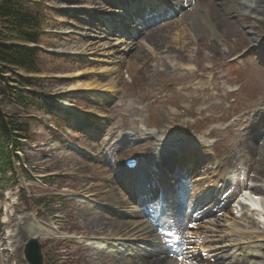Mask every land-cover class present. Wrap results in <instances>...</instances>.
<instances>
[{"label":"rangeland","instance_id":"1","mask_svg":"<svg viewBox=\"0 0 264 264\" xmlns=\"http://www.w3.org/2000/svg\"><path fill=\"white\" fill-rule=\"evenodd\" d=\"M152 1L155 2L153 6L161 10L151 16L152 23H174L168 46L178 49L175 42L179 39H186L188 46L182 51L175 49L165 53L160 50L155 57L150 49H144L141 41L139 47L148 55L144 60L132 57L133 52L123 50L121 46H116L112 54H109L110 49L105 51L108 54L105 59L110 58L107 67H119L122 81L110 95L106 118H91L84 122L60 106L68 105L85 112L100 108V102H96V97L101 99L98 95L81 90L76 92L72 87L90 82L92 77L87 72L99 68L103 62H98L102 56L94 59L71 54L74 46L87 39L108 44L110 39H123L122 35L126 38L137 27H142L133 23L126 24L127 29L125 23H118L117 13H102L101 9H93L92 4L130 7L128 3L141 6L143 0L49 1L50 25L42 47L49 56H43L40 61L43 72L35 74L14 69L22 77L37 79L32 91L37 92L42 107L37 102L26 108L18 104L13 95L9 102L3 103L4 108L12 113L21 109L20 115L30 122L33 140H20V148L14 149L13 168L0 177V264H27L23 250L28 238L24 230L30 214L56 232L45 239L39 238L45 263L105 264L106 260L98 258L87 245L90 239L97 237L96 231L78 216L79 204L84 202L82 205L92 206V201L106 195L101 188L103 178L97 177L87 163L85 170L79 168L80 163L89 159L95 163L92 155L97 154L89 144L92 139L100 147L97 153L103 152L108 163L113 165L123 166L126 160L139 154L155 157L150 167L156 170V174L160 172V177L168 176L167 168L171 167L176 155L181 153L176 159L181 158L182 151L173 150L177 142L163 152L155 150L151 153L150 146L149 150H139L142 144H147L150 134L157 139L183 136L186 140L207 144L206 151L212 164L205 172L201 170L204 160L194 159L189 171L192 179V182L189 180L192 184L189 204L197 195L194 193L196 185H199V193L207 189L218 177L214 171L216 165L230 160V169L226 173L229 183L219 192H223L228 200V211L220 216L233 212L240 219L246 215L255 221L260 232H264V212H257L242 200L250 188L264 185V181L255 177L259 153L264 149V56L250 42L252 35L262 36L264 40V16H255L241 8L232 9L231 0H178L176 8L169 0H163L162 5L159 0ZM119 7L115 10L125 13ZM145 10L140 9L138 18H142ZM87 26L92 33H87ZM103 32L117 34V37L105 39ZM11 84L16 85L14 81ZM24 90L32 92L27 88ZM56 115L62 119H57ZM94 122L102 123V126H95ZM95 127L102 133L91 136L90 129ZM142 128L146 131L141 132ZM125 134L130 139L123 142ZM178 143L181 144V139ZM161 171L167 173L161 174ZM246 183L248 186L244 189ZM81 185L88 188L96 185L100 195L93 197L91 194L95 191L88 193L84 191L86 188L84 192L80 191ZM21 191L25 197H20ZM170 196L172 205L179 207L177 200L172 198L173 194ZM180 207L183 212L184 206ZM237 207L244 208L242 212H236ZM193 210L191 206L189 214L195 217ZM187 211L189 205L183 212L185 217ZM195 230L186 229L185 235H178L184 245H181L182 251L173 257L176 264H202L197 239L186 235V231ZM168 240L170 242L171 238ZM260 244L264 246V243ZM221 250L226 252L229 247ZM221 250H213L211 254ZM106 252L115 254L113 249ZM258 255L264 261V250L258 251ZM252 261L254 259H248V263Z\"/></svg>","mask_w":264,"mask_h":264},{"label":"bare ground","instance_id":"2","mask_svg":"<svg viewBox=\"0 0 264 264\" xmlns=\"http://www.w3.org/2000/svg\"><path fill=\"white\" fill-rule=\"evenodd\" d=\"M169 1L171 6H175V8L179 2L178 0ZM231 1L230 4L232 9L241 8L250 11L255 16H264V0ZM143 2L147 5L145 6V9H149L151 5L155 4L152 0H143ZM158 3L160 5L164 4L163 0H159ZM128 4L130 6V3ZM92 5L93 9H101L102 13H118V23H125L124 25L127 27L126 24L129 23L127 20L128 18L126 19L124 17V13L115 10V8H118L119 6H106L100 3H93ZM141 8L142 6L138 5H134L133 7H119V9H123L126 13L130 11L128 15H130L131 18L138 17ZM127 9H129V11ZM174 10L176 11V9ZM146 16L147 15L145 14L141 16L142 18L136 19L142 21ZM172 25H174V23L160 22V24L148 25V23L145 22L142 27H137L138 29L134 31L137 32L136 37H132L133 34H128L130 38H124V35H122L123 39H120V37L110 39L111 42L108 44H100V40L94 42L92 39H87L86 41H83L81 45L74 46L71 53L73 55L74 53H78L87 56L88 58L94 57V59L95 57L102 56L101 61H98L103 62L101 66L99 68H92L90 72H87V74H91L92 80L90 82L80 83L76 87H72V90L76 92L81 90L88 94L91 93L93 96L98 95L101 99L96 97V102H100L98 103L100 104V108L97 109V111L85 112L78 109H72L68 105H62L60 107L64 110L67 109L70 112H73L75 117L80 118L83 122L88 121L91 118H106L107 115H105V113L106 106L109 103L108 100L110 99V95H113L117 90L118 82L122 81V71L119 67L114 65L111 68L107 67L106 62H108L110 58L105 59L108 55H106L105 51L110 49L109 54H112V51L117 49L116 46H121L123 50L127 49L128 51H132L133 54H131V56L140 58V60H144L148 56L144 54L145 48L150 49V52L155 57L160 50L165 53L172 52L171 50L177 49L175 46H168L170 42L169 40L172 38V31H174ZM86 30L87 33H92L89 26H87ZM108 36L117 37V34L103 32V38L106 39ZM102 37L96 38L99 39ZM261 37L262 36L252 35L250 42L251 45L258 50V53L260 52V54H263L264 51L262 50V46L264 40ZM141 41H143L142 44H144V49L139 47ZM175 44L179 45V48L177 49L179 51L184 50L188 46L186 39L176 40ZM131 56L130 58H132ZM111 64H114V60L112 59ZM100 74H103V76ZM96 124L99 123L94 122L95 126ZM100 124L98 125L99 127L102 126ZM143 131H146V129L142 128L141 132ZM90 132L99 135L102 133L98 127L91 128ZM137 137H140L138 133ZM128 138L130 139V137L125 134L122 141L125 142ZM177 139H181V144L179 145L178 143L179 146L177 147V153L182 151V155L180 159L176 158L181 153L176 155L175 160L177 164H174V160L171 167L167 168V171L170 173L171 169H176L178 166L186 171V176L183 178V181L187 184V187L183 190L184 195H186V193H192V184L189 183L191 178L189 175V167L194 162V159H198L199 157L204 160V165L201 167V170L206 172L210 169L212 162L209 160L206 151L207 144L186 140L183 136L170 139H157L154 135L150 134L147 144H142L139 147V150L148 149V146H150V150H148L151 151V153L155 150L161 152L165 147H168L172 141H176ZM89 144L92 148L91 150L94 152L96 151L97 154L92 155L95 163L89 159L85 163H80L79 168L81 171L85 170L87 163V165L91 167L90 169L95 171L97 177H102L104 183L103 186H100L103 191H106V195L98 200L92 201V204H94L92 206L82 205L84 202L79 204L80 210L78 216L84 222L91 225L92 229L96 231L95 234H97V237L90 239L88 244H91V249L98 258L106 260L105 264H176L173 260L175 254H173V252L172 254L170 253V249L167 248L163 236L158 230V226H163V212L168 208H170L169 212L172 214L171 220L173 221V231L176 234L185 235L184 231L186 229L188 231L190 228L196 229L194 232L186 231V235H188L189 238L197 239L196 243L199 245L198 249L203 256L201 261L202 264H264V261H261L258 255V251L264 250V246L260 244L264 243V232L259 231L255 221L250 220L246 215H242L240 219H237L236 215H233V212H228V215L225 217L224 215L220 216V213L228 211V200L224 198L223 192H221V194H219V192L229 183L226 173H228V170L230 169V160H225L216 165L214 171L218 177L215 181H212V183L209 184L207 189L199 193V185H196L194 193L197 192V195L189 204L190 208L191 206L195 207L194 213L196 216L194 217L187 214L186 219L192 221H185L182 211L177 205L173 207L168 206V197L162 198L157 206L155 205V210H151L150 214H145L143 208H138V206H136L137 204H135L138 200L143 199L141 198L143 195L153 196L157 191L159 193L161 192V195H163L165 192L163 187L164 189L167 187L171 188L173 194L176 193L177 188H179L178 180L173 183L166 182L162 177H159L160 172L158 175L154 174L150 165L155 157H149V155L145 154L137 155L139 160L136 167H128L125 164L123 166L113 165L108 163L103 152L100 154L97 153V150L100 147L96 146L94 139L89 141ZM252 149L254 150V148ZM161 174L166 173L161 171ZM200 174L204 175V172H200ZM255 174L258 181H264V149L259 153L258 167L255 169ZM168 184H170L171 187ZM80 189V191L85 189L84 191L88 193L95 191L94 194H91L93 197L100 195V191L97 189L96 185L89 188L87 185L86 187L81 185ZM177 195L178 193L173 196L175 201L177 200ZM262 196H264V185H259L250 188L249 192L244 194L242 200L245 202L244 204L251 205L255 208L257 212H264V197ZM133 197L136 200H134ZM212 204L214 207H211ZM238 205L241 206L240 202ZM242 208L244 207H237L236 212H242ZM222 217L224 218L222 219ZM27 218L28 221H26L27 224H25L26 226L24 230L26 238L45 239L50 237V235L56 234L54 228L42 221L36 220L34 215L30 214ZM156 222H159V225L156 224ZM188 222L192 223L189 224ZM2 226H4V224ZM192 243L194 242L192 241ZM145 244L150 246L149 249L143 248L148 246ZM141 245H143V247ZM224 247H229V250L226 252L221 250ZM108 249H113L115 254L107 253L106 250ZM213 250H221V252L211 254ZM240 258L243 259L241 260ZM248 259H254V261L248 263ZM244 260H247V262Z\"/></svg>","mask_w":264,"mask_h":264},{"label":"trees","instance_id":"3","mask_svg":"<svg viewBox=\"0 0 264 264\" xmlns=\"http://www.w3.org/2000/svg\"><path fill=\"white\" fill-rule=\"evenodd\" d=\"M49 1L0 0V177L13 168L14 149L20 148V140H33L30 122L21 116V109L12 113L4 108L3 103L12 95L26 108L40 101L37 93L32 91L37 79L22 77L14 69L35 74L43 72L40 61L43 56H49L42 48L50 25ZM24 88L32 92H25ZM39 106L42 107L41 102ZM21 193L26 196L23 191Z\"/></svg>","mask_w":264,"mask_h":264},{"label":"water","instance_id":"4","mask_svg":"<svg viewBox=\"0 0 264 264\" xmlns=\"http://www.w3.org/2000/svg\"><path fill=\"white\" fill-rule=\"evenodd\" d=\"M127 165L133 167L136 165V159L127 162ZM24 258L28 264H43L44 255L41 243L36 238L27 240L24 247Z\"/></svg>","mask_w":264,"mask_h":264}]
</instances>
